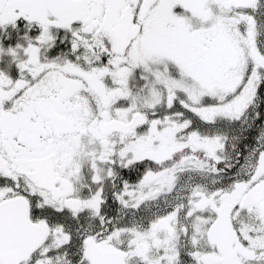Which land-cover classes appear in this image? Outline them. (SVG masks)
I'll use <instances>...</instances> for the list:
<instances>
[{
  "label": "snow or ice",
  "instance_id": "6c2138e0",
  "mask_svg": "<svg viewBox=\"0 0 264 264\" xmlns=\"http://www.w3.org/2000/svg\"><path fill=\"white\" fill-rule=\"evenodd\" d=\"M0 264H264V0H0Z\"/></svg>",
  "mask_w": 264,
  "mask_h": 264
}]
</instances>
